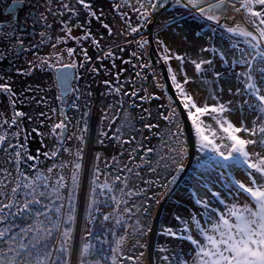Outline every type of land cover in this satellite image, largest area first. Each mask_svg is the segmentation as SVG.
I'll use <instances>...</instances> for the list:
<instances>
[{"label": "snow or ice", "instance_id": "obj_1", "mask_svg": "<svg viewBox=\"0 0 264 264\" xmlns=\"http://www.w3.org/2000/svg\"><path fill=\"white\" fill-rule=\"evenodd\" d=\"M27 3L5 9L0 62L31 52L17 76L54 74L51 89L26 97L48 108L39 112L44 130L31 134L51 142L33 152L22 127L28 114L17 110V97L24 103L39 85L18 93L12 75L0 73L12 108L0 115V264H143L146 255L155 264L144 238L154 231L153 206L169 201L186 214H173L178 228L162 226L177 247H156L161 264H264V0H120L111 5L119 29L92 0H36L28 18L45 29L38 41L25 38L16 15ZM93 22L105 34L93 32ZM167 33L182 37L183 52ZM90 48L110 61L107 74L117 59L135 70L123 83L127 69L117 70L115 87L104 81L124 115L105 114L108 130L95 139L126 147L128 160L113 156L103 168L99 152L85 164L89 112L68 114L91 96L78 86L79 70L94 59ZM53 90L56 107L46 99ZM126 99L138 118L124 109Z\"/></svg>", "mask_w": 264, "mask_h": 264}, {"label": "rangeland", "instance_id": "obj_2", "mask_svg": "<svg viewBox=\"0 0 264 264\" xmlns=\"http://www.w3.org/2000/svg\"><path fill=\"white\" fill-rule=\"evenodd\" d=\"M9 2V0H7ZM120 2V0L118 1ZM96 8V7H95ZM97 10L100 8H96ZM106 13L105 20L110 21L113 24H115V27L119 29L121 27V23L119 22L118 18L114 16V11L112 10L111 7L108 5L105 6L104 10ZM9 14V13H8ZM167 18V14L165 16L160 17V20H164ZM93 28V27H92ZM93 32H97L100 34H105L103 30L99 27V29H92ZM155 31V29H153ZM81 33H78L79 35ZM25 37H28L25 35ZM118 39H123L119 38ZM165 38L172 43L173 48H178L181 52L184 51L185 47H187L186 44H182L181 40L182 37H173L171 33H167ZM189 43H192L191 37L189 38ZM217 44H219V41H217ZM69 46H75L74 42H69ZM87 46V45H86ZM132 49L130 48L128 51L130 52ZM48 49L45 50H40L41 54H44L47 52ZM89 54L94 57V59L91 61V63L88 65L89 70L85 69H80L79 74L81 76V79L78 81V86L84 89L86 92H91V96L85 95L82 99V101L78 102L81 104L80 110L77 111L76 109H70L69 110V116L74 118V119H80L81 116L85 111L89 112L88 117H86L89 125V133L87 134L89 137V143L85 146V164L87 165V156L89 151L91 150L90 154V160H89V168L92 166L94 162V156L97 152L101 154V168L104 167L103 161H107L109 164L113 163L112 157L116 156L120 161L121 164L126 162L128 160L127 156V148L121 149L118 147L114 142H110L108 140H105L104 145H101L96 142V136L99 134V131L101 128L104 130H108V123L104 119L105 114H107L109 117L115 116H120L122 117L124 113L119 109V106L117 105V101L119 100V96H117L115 93L110 94V87L109 85H106L104 83L105 80H108L111 82V85L113 87L116 86V71L122 68H126L127 71L124 72L121 77H120V83H123V81L130 77L133 76L134 74V69L130 65H123L122 62L117 59L116 65L117 68L113 69L110 74L106 73V69L110 67V61H103L101 62L99 59H95L96 56L99 54L97 53L96 49L90 48L89 49ZM123 56L125 59H128V52L123 53ZM9 59V57H8ZM6 59L2 62H0V73H10L13 77L14 81V88L15 90L19 93L22 92L21 88L24 86L32 85L33 88H35L37 85H39V88L42 90L40 92H25L24 97H25V102L20 103L21 97H17V110H22L25 111L28 115L27 117L24 118V123H23V128L26 133L29 134V144L28 147L35 152L38 148L43 151L47 150L46 145L47 143H50V139L48 138L47 134L45 136H40L38 134H31V129L32 128H37L38 130H44V125L43 121L45 120V117L39 116V112L41 110L47 112L48 108L45 107L44 104L37 105L34 101L26 99V97H31V96H36L39 97L41 93L43 94V91H47L48 89L52 88V84L50 82V78H54V74L49 72V71H44L40 72L37 71L35 72L34 75L30 77L26 76H17L15 72V68H26L27 67V60L33 59V53H27L25 55H21L19 59ZM9 61V62H8ZM92 67H96L98 69V72H92L90 69ZM162 82V81H161ZM139 83V81H137ZM126 90H130V86L125 85ZM149 90L152 89L151 85V78H149ZM55 90L48 92V95L46 97L49 106L51 107H56L57 104L56 102L53 101V96L55 95ZM166 103V101H165ZM88 105V107H85L84 105ZM129 104L130 101L127 99L124 101V109L131 111L132 117L133 118H138L139 112L138 110H131L129 109ZM155 107V105H153ZM6 114L7 116H11L12 114V108L9 104V101L7 99L6 95L0 94V115ZM28 117H31L32 119H28ZM120 124V119H116V123L112 126L113 131L115 127L119 126ZM134 124L135 127L140 128L141 125L138 122V119H134ZM111 134V133H110ZM71 146H75L76 142H69ZM153 145L157 144L158 141L153 139L152 141ZM94 146V147H93ZM93 147V148H92ZM91 148V149H90ZM121 150L124 151V155L121 156L120 152ZM2 159V157H0ZM121 159H126V161L122 162ZM41 163H44L42 160ZM120 166V165H118ZM146 175V173H145ZM167 206L165 204L164 208ZM186 208L189 206H185ZM157 209V206H153L152 208V216L155 213V210ZM167 215L165 218V226L162 224L163 221V215H164V210L161 215V220L159 229L163 227H172L174 229L178 228V222L173 218V214L176 213L177 211L181 212L182 214L185 213V209H176L173 207V204H169L167 207ZM159 229H158V235H159ZM157 235V239H158ZM145 241L147 242V236L144 238ZM168 247L169 248H176L177 247V242L175 241L174 238L168 237ZM157 243V241H156ZM142 249H137V253L141 251ZM143 264H147V258H144Z\"/></svg>", "mask_w": 264, "mask_h": 264}, {"label": "flooded vegetation", "instance_id": "obj_3", "mask_svg": "<svg viewBox=\"0 0 264 264\" xmlns=\"http://www.w3.org/2000/svg\"><path fill=\"white\" fill-rule=\"evenodd\" d=\"M119 0H92V3L94 5V7L96 8H100L99 10H104L105 6H109L111 7V5L115 2H118ZM12 2V0H9V2L7 0H0V22L3 21H7L11 19V14L6 13L5 9L9 6V4ZM36 0H28V3L24 5L23 8L17 9L16 11V15L19 16L20 21L22 22V27L24 28V35H27L28 37H25L27 40H39V32L41 30H45L41 27V25H36L35 27L32 26V20L30 18H28V14L30 11H33V9L29 8L28 4H32L35 5ZM43 10V9H41ZM33 14H35V12H33ZM106 17V16H105ZM26 23H23L25 22ZM92 29H99V27L97 26V24L95 22H93L92 24ZM5 31L7 29H4ZM58 32V27L53 28V30H51V34L53 36H55ZM78 33H80L79 31H74V35H77ZM30 34V35H29ZM7 45L6 41L0 40V50H3V48ZM47 48H44L42 50H45ZM12 57H10L11 59ZM9 60V59H8ZM9 62V61H8Z\"/></svg>", "mask_w": 264, "mask_h": 264}, {"label": "water", "instance_id": "obj_4", "mask_svg": "<svg viewBox=\"0 0 264 264\" xmlns=\"http://www.w3.org/2000/svg\"><path fill=\"white\" fill-rule=\"evenodd\" d=\"M90 152H91V150L89 151L88 156H87V166L88 167H89V160H90V154H91ZM164 206H165V204L162 207L161 206H157V209L155 210V213L153 215V217H155V219H153L151 221V224H152V227H153L154 231L147 236V242L149 243V246H150L149 247V251L151 252V255H152L153 259H154V255H155V248L154 247H156V241H157V235H158V229H159L158 225L160 224L161 215L163 213ZM146 258H147V264H148L147 255H146Z\"/></svg>", "mask_w": 264, "mask_h": 264}, {"label": "trees", "instance_id": "obj_5", "mask_svg": "<svg viewBox=\"0 0 264 264\" xmlns=\"http://www.w3.org/2000/svg\"><path fill=\"white\" fill-rule=\"evenodd\" d=\"M118 159V158H117ZM119 160V159H118ZM122 162L126 161V159H121ZM119 167V166H118ZM169 204H172L171 201H169L167 203V206L164 208V215H163V221L162 224L165 226V218L168 213H167V207L169 206ZM177 209V208H176ZM178 210V209H177ZM162 232V228L159 229V235H158V239H157V243H156V247L159 246H164V247H168V237L161 235ZM156 247H154L156 249ZM162 255V253H159L157 251H155V255H154V259H155V264H161V260H160V256Z\"/></svg>", "mask_w": 264, "mask_h": 264}, {"label": "bare ground", "instance_id": "obj_6", "mask_svg": "<svg viewBox=\"0 0 264 264\" xmlns=\"http://www.w3.org/2000/svg\"><path fill=\"white\" fill-rule=\"evenodd\" d=\"M10 57H11V56H9V59H10ZM26 87H27V86H24L23 88H21V90L25 89ZM31 93H32V92H31ZM41 95H42V93H41Z\"/></svg>", "mask_w": 264, "mask_h": 264}]
</instances>
